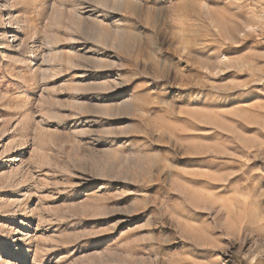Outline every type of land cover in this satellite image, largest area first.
<instances>
[{
  "label": "rangeland",
  "instance_id": "rangeland-1",
  "mask_svg": "<svg viewBox=\"0 0 264 264\" xmlns=\"http://www.w3.org/2000/svg\"><path fill=\"white\" fill-rule=\"evenodd\" d=\"M0 264H264V0H0Z\"/></svg>",
  "mask_w": 264,
  "mask_h": 264
}]
</instances>
